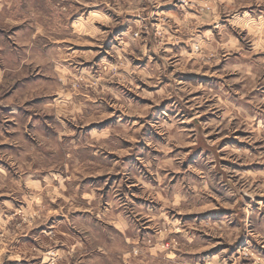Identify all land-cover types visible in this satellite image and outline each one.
Returning <instances> with one entry per match:
<instances>
[{"label":"clouds","instance_id":"1","mask_svg":"<svg viewBox=\"0 0 264 264\" xmlns=\"http://www.w3.org/2000/svg\"><path fill=\"white\" fill-rule=\"evenodd\" d=\"M0 145V264H264V0H0Z\"/></svg>","mask_w":264,"mask_h":264},{"label":"rangeland","instance_id":"2","mask_svg":"<svg viewBox=\"0 0 264 264\" xmlns=\"http://www.w3.org/2000/svg\"><path fill=\"white\" fill-rule=\"evenodd\" d=\"M78 47H82V48H89L91 47L90 45H78ZM25 79H28V77H25ZM133 95H135V93H133ZM141 98V97H138V99ZM28 103H33V101H29ZM114 110H115V106H114ZM208 115H212L211 113H208ZM202 120L206 119V117L202 116L201 117ZM9 123H11V121H9ZM236 135H240L239 131H237ZM231 137H225V139L223 140H220L219 143L221 145H224V144H227L229 141H231ZM0 147H11V146H8V145H0ZM257 199L259 200H262L264 201V193H259L257 194ZM210 211H215L214 209L213 210H210ZM188 216H196V215H204V213H193V212H189L187 213ZM219 240H222V237H216L214 238V241H219ZM236 245L235 244H229V243H214V247H206V248H203L199 251H196V252H190V253H185L184 255L186 256H205L209 253H215L217 249H222L224 247H227L229 249H232L234 248ZM12 264H18L17 261H13Z\"/></svg>","mask_w":264,"mask_h":264}]
</instances>
